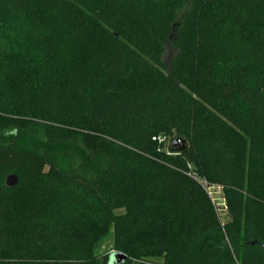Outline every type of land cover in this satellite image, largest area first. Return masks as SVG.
I'll use <instances>...</instances> for the list:
<instances>
[{
	"label": "trees",
	"instance_id": "16d2710c",
	"mask_svg": "<svg viewBox=\"0 0 264 264\" xmlns=\"http://www.w3.org/2000/svg\"><path fill=\"white\" fill-rule=\"evenodd\" d=\"M111 229L124 264H264V0H0V264H111Z\"/></svg>",
	"mask_w": 264,
	"mask_h": 264
},
{
	"label": "rangeland",
	"instance_id": "374dc122",
	"mask_svg": "<svg viewBox=\"0 0 264 264\" xmlns=\"http://www.w3.org/2000/svg\"><path fill=\"white\" fill-rule=\"evenodd\" d=\"M176 54V49L172 48L171 46L167 47L165 55L163 56V69L165 73H169L171 70V62ZM212 196L214 201L219 207L220 214L223 220L226 219V212L224 210V201L222 198V192L219 188H212L211 190ZM125 212L124 209L116 210V214H123ZM116 252L115 249V233L114 230L111 229L107 236L101 241L97 248V254L101 257L108 256L110 253ZM156 261L162 263L163 258L159 257L155 259Z\"/></svg>",
	"mask_w": 264,
	"mask_h": 264
},
{
	"label": "water",
	"instance_id": "95a60500",
	"mask_svg": "<svg viewBox=\"0 0 264 264\" xmlns=\"http://www.w3.org/2000/svg\"><path fill=\"white\" fill-rule=\"evenodd\" d=\"M173 147L175 148L176 151L180 152L183 151L185 149V141L183 139H176L173 143H172ZM17 181L16 176L14 175H10L9 177H7V185H14L15 182ZM113 254H111V264H124L127 256L122 253V252H112Z\"/></svg>",
	"mask_w": 264,
	"mask_h": 264
},
{
	"label": "built area",
	"instance_id": "2783aa9c",
	"mask_svg": "<svg viewBox=\"0 0 264 264\" xmlns=\"http://www.w3.org/2000/svg\"><path fill=\"white\" fill-rule=\"evenodd\" d=\"M153 139L156 140L155 137ZM158 140L160 142H166V139L164 137H159ZM193 176H194L195 179H197L206 188L207 192L209 193V195L212 198V201L216 204V202L214 201V198L212 196L211 190H212V188H219L221 190V187L220 186H210L205 180L200 179L197 175L194 174Z\"/></svg>",
	"mask_w": 264,
	"mask_h": 264
}]
</instances>
